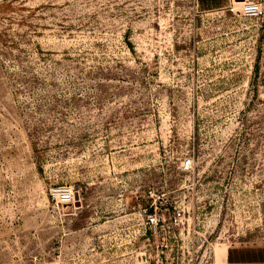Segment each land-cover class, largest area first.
<instances>
[{
  "label": "rangeland",
  "instance_id": "obj_1",
  "mask_svg": "<svg viewBox=\"0 0 264 264\" xmlns=\"http://www.w3.org/2000/svg\"><path fill=\"white\" fill-rule=\"evenodd\" d=\"M243 1L0 0V264L264 247V0Z\"/></svg>",
  "mask_w": 264,
  "mask_h": 264
},
{
  "label": "crops",
  "instance_id": "obj_2",
  "mask_svg": "<svg viewBox=\"0 0 264 264\" xmlns=\"http://www.w3.org/2000/svg\"><path fill=\"white\" fill-rule=\"evenodd\" d=\"M233 0H195L200 10L228 7ZM221 264H264V247H230L222 257Z\"/></svg>",
  "mask_w": 264,
  "mask_h": 264
},
{
  "label": "built area",
  "instance_id": "obj_3",
  "mask_svg": "<svg viewBox=\"0 0 264 264\" xmlns=\"http://www.w3.org/2000/svg\"><path fill=\"white\" fill-rule=\"evenodd\" d=\"M241 4L242 10L247 17L252 19H258L263 16V10L258 2L254 0H245ZM190 164V160H184L183 162L184 166H190ZM53 196L58 202H61L62 204L71 203L73 200V193L71 190L68 189L57 190L56 192H54ZM155 220V216L148 217V222L150 223L155 222Z\"/></svg>",
  "mask_w": 264,
  "mask_h": 264
}]
</instances>
